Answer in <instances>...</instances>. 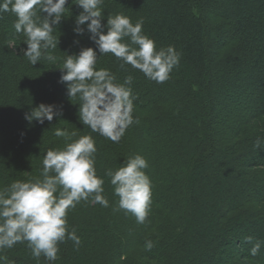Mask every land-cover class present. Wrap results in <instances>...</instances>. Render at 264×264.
I'll return each instance as SVG.
<instances>
[{"label": "trees", "instance_id": "trees-1", "mask_svg": "<svg viewBox=\"0 0 264 264\" xmlns=\"http://www.w3.org/2000/svg\"><path fill=\"white\" fill-rule=\"evenodd\" d=\"M75 3L68 0L54 26L55 59L36 65L21 54L26 37L15 31V14L0 13V189L42 178L46 152L65 145L54 135L60 128L95 139L109 206L90 198L69 209L67 227L81 243L60 242L55 261L37 260L25 241L0 249V264H219L230 247L237 258L230 264H264V0H104L103 24L118 13L142 21L156 50L171 45L180 54L163 83L122 67L111 53L98 58L97 69H108L117 83L133 77L134 123L118 143L79 121L80 100L60 82L64 53L96 48L87 31H73L82 11ZM227 98L239 109L220 114ZM41 103L57 115L29 122L26 114ZM135 154L146 159L151 181L143 224L114 210L119 197L105 175ZM255 239L261 248L251 256L245 250Z\"/></svg>", "mask_w": 264, "mask_h": 264}, {"label": "clouds", "instance_id": "clouds-1", "mask_svg": "<svg viewBox=\"0 0 264 264\" xmlns=\"http://www.w3.org/2000/svg\"><path fill=\"white\" fill-rule=\"evenodd\" d=\"M104 0H76L82 11L75 19L73 31L83 35L87 31L96 48H82L78 54L64 53L60 82L66 84L70 98L80 100L79 121L87 125L92 133L119 142L125 130L134 123L131 75L117 83L116 77L105 68L97 69L101 55L113 54L122 62L141 71L146 78L163 83L170 78L174 67L179 65L180 54L174 46L156 50L155 41L143 34V22L133 24L123 14L108 16L103 24L101 5ZM68 0H0V13L12 12L17 17L14 28L26 37V49H21L32 65L42 59L53 61L51 50L58 45L53 35ZM73 3V0H72ZM37 11L42 16L37 15ZM86 26V28H85ZM125 38L127 42H125ZM99 53V56H98ZM57 115L54 105H40L31 109L25 118L43 124L51 122ZM54 135L62 137V149H49L43 159L42 178L27 181L14 180L0 189V249L12 248L17 243L27 242L31 254L37 260L43 255L48 261H55L58 244L67 240L79 246L81 241L76 229L69 231L67 215L81 201L91 198L93 203L109 206L103 195L104 180L97 176L95 139L91 134L77 138L75 132L56 128ZM261 140H256L259 147ZM146 159L139 154L128 157L120 166L106 170L119 197L118 208L136 217L143 224L150 212L151 181L146 175ZM51 173V174H50ZM249 237L248 241L251 242ZM153 244L146 241L145 248ZM261 243L256 242L250 255L256 256Z\"/></svg>", "mask_w": 264, "mask_h": 264}, {"label": "rangeland", "instance_id": "rangeland-1", "mask_svg": "<svg viewBox=\"0 0 264 264\" xmlns=\"http://www.w3.org/2000/svg\"><path fill=\"white\" fill-rule=\"evenodd\" d=\"M235 109L236 110L239 109L237 104H235L232 100H229L227 98L225 101H223L221 103V107L218 108V112L220 114H226L227 115V114H229L231 111H233ZM222 134H223V132H222ZM260 162L258 160H254V163H256V164L260 165ZM261 165H263V164L261 163ZM258 241L259 240H257V239L253 240L254 244H255V242H258ZM249 249H251L250 245L247 246V249L245 251L248 252ZM221 257H222V262H220L219 264H230V262L234 263L236 261V259H237L236 256L234 255L232 247H230L229 249H226L225 251H223V254L221 255Z\"/></svg>", "mask_w": 264, "mask_h": 264}]
</instances>
